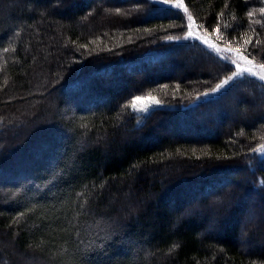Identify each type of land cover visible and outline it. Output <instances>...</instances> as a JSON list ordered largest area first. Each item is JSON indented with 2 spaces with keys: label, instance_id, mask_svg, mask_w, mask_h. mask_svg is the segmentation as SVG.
Instances as JSON below:
<instances>
[{
  "label": "trees",
  "instance_id": "1",
  "mask_svg": "<svg viewBox=\"0 0 264 264\" xmlns=\"http://www.w3.org/2000/svg\"><path fill=\"white\" fill-rule=\"evenodd\" d=\"M122 3L0 0V264H264V199L220 204L264 193V119L229 126L251 96L264 105V80L226 82L233 63L175 39L191 17L264 64V0H130L145 17L102 18ZM194 53L214 73L165 71Z\"/></svg>",
  "mask_w": 264,
  "mask_h": 264
},
{
  "label": "rangeland",
  "instance_id": "2",
  "mask_svg": "<svg viewBox=\"0 0 264 264\" xmlns=\"http://www.w3.org/2000/svg\"><path fill=\"white\" fill-rule=\"evenodd\" d=\"M82 1V0H81ZM106 2L110 3V2H113V1H117V2H123L121 6H123L124 8L121 9L120 11H115L113 9H106L105 11H103L102 13V18L105 19V18H111L114 19L115 17H118V18H123V17H126V18H130V15L134 16V15H138L139 18H143L145 17L144 13L143 12H134V9H130V5L128 4L130 2V0H105ZM104 2V0H103ZM164 7L166 6H169V7H172V8H175V9H178V10H182L183 7L180 6V2L179 1H174V2H170V1H167V2H164L162 3ZM116 5H120V4H116ZM149 10V14L151 13L150 9H147ZM116 13V14H115ZM177 38V39H176ZM175 39L177 41H189V40H199L201 42H203L204 44H206L208 47H210L211 49H213L214 51L218 52L220 54V56H222L223 58L229 60L231 63L233 61H235L234 66H235V72L231 77V79L226 78L224 81H231L233 80V78L235 77H239V76H243L245 74H250L249 72H242V74L240 75H235V73H237L238 71L242 70V69H251V72H254L256 73L255 76H260V75H264V69H261L259 67V64L257 63H254L252 61L251 64L248 63V61L250 59H248L246 56L242 55L241 53L239 52H236L238 50L234 49V48H231L229 47L228 45H225V44H222L221 46L215 44V42H213L211 40V38L209 36H207L205 33H203L197 26V24H195L194 22H192L191 20L188 19V22H187V30L186 32L180 36V37H175ZM175 54H178V52H174L173 54L171 55H175ZM176 60H178L180 62V58L179 56H175ZM243 57V59H242ZM193 58V59H192ZM202 60V61H201ZM237 65H239V68H237ZM136 70L135 69H131L129 68V66H125V70L126 72H128L129 70H131L132 72H137L138 75L141 74V76H143V72L142 70L139 71L138 70V66L136 65ZM166 70L165 71H169L170 69L172 70L173 74L175 75H182L184 72H195L196 74H200L201 72H204V71H209L211 73H214L216 67L211 64L209 61H204V59H202V57H199V55L197 53H194V56L193 55H189L188 59L185 58V62L179 64L178 66H173L172 64H167L165 65ZM213 70V71H212ZM81 74V72H79ZM165 74H167V72H165ZM76 85V84H75ZM74 85V86H75ZM71 88H73L71 86ZM216 91V90H215ZM214 91V92H215ZM38 103L36 102H33L31 103L28 108L30 109H34L36 107ZM18 108H22V109H27V111L29 112L30 110L27 108V106H18ZM22 112V111H21ZM230 113V112H229ZM257 114L258 115V118L260 119H264V105L262 103V99L260 98H257L254 97V96H251V99H249L246 107L243 109V110H236L235 112H232L230 113L231 117L229 119V126H231L234 122L236 121H248L250 118H252V116L254 114ZM211 116L212 115H216V113H211L210 114ZM25 114L24 115H20L18 113H15V115L13 116V118H9V119H5L3 118V121L4 123L7 122V126H8V129H7V132L8 130L10 129V127H12L13 125H15V122H19L21 120H24ZM22 118V119H21ZM44 119V121H43ZM48 118L46 117H43L42 119L39 118V119H36L35 116L33 117H30V120L27 121L29 124H27L26 126L33 130L34 128H36V126H38L40 123L42 122H45L47 123ZM24 127V126H23ZM158 129L159 131L162 133H172V134H177V135H186L187 134V131L189 132V130H183V131H179V130H175L176 128L174 127V125H165V124H161V125H158ZM175 131V132H173ZM192 130H190V134L192 135L191 137L194 136V133L191 132ZM10 132H12V130H10ZM16 135H18V138H13L12 140V144L11 142L9 141H6L7 142V145L11 144V147H13V143H17L19 142L18 139L20 138L19 134L16 133V131L13 132ZM257 155L259 157H263L264 156V144L261 145L260 147H258V150H257ZM5 157V156H2L1 159ZM167 174L169 175H172L171 177L175 178V176H180L182 175L181 173V170L179 169V167L177 165H173V167H167V171H165ZM220 183V184H219ZM219 183H218V187L220 188H228L229 187V183L227 182H224L223 181V178H222V175H221V178L219 180ZM239 187V185H238ZM235 190V191H241V193L239 194V198L238 199H233L232 200H229L227 202H224L222 201L220 204H224V205H230V204H233V205H238L239 203H237L238 201L242 204V203H246L247 199H251L247 202H253L255 203L257 200V198H260L261 200L264 199V193L263 194H258V193H253V192H246L245 189L247 188L246 186H243L241 184V186ZM244 187V188H243ZM223 190V189H222ZM213 191V189L211 190ZM253 193V194H251ZM226 195V194H225ZM251 196V197H250ZM250 197V198H249ZM259 200V201H261ZM263 204V208H264V203L262 202ZM261 204V205H262ZM259 208V207H258ZM257 209V212H261L262 210L261 209ZM264 210V209H263ZM245 222V220H244Z\"/></svg>",
  "mask_w": 264,
  "mask_h": 264
},
{
  "label": "snow or ice",
  "instance_id": "3",
  "mask_svg": "<svg viewBox=\"0 0 264 264\" xmlns=\"http://www.w3.org/2000/svg\"><path fill=\"white\" fill-rule=\"evenodd\" d=\"M180 6H182V5H180ZM260 11H261L262 14H264V9H261ZM248 15H249V16H252L253 13H249ZM191 19H192V18L189 17V20H191ZM246 43H247V42H246ZM242 59H243V57H242ZM232 63H235V61H233ZM248 63L251 64L252 61L249 60ZM259 67H260L261 69H264V64L259 65ZM237 68H239V65H237ZM242 72H249V73L252 74V75H256V73L251 72V69H242V70L238 71L237 73H235V75H240V74H242ZM229 79H231V77H229ZM259 79L264 80V75H260V76H259ZM218 87H219V86H218ZM143 99H145V98H144V97H136V98H134L133 101H132V107L135 109V108H136V104H137V102H138V101H141V100H143ZM157 103H158V102H157ZM139 110H140V111H146L147 108L145 107V108H141V109H139Z\"/></svg>",
  "mask_w": 264,
  "mask_h": 264
}]
</instances>
